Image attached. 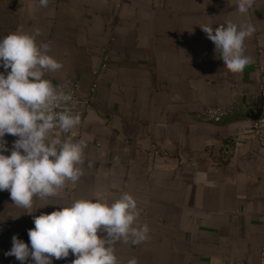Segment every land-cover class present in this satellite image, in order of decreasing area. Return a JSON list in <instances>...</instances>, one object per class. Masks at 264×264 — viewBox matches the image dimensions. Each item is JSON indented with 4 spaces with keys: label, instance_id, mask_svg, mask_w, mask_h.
<instances>
[{
    "label": "crops",
    "instance_id": "crops-1",
    "mask_svg": "<svg viewBox=\"0 0 264 264\" xmlns=\"http://www.w3.org/2000/svg\"><path fill=\"white\" fill-rule=\"evenodd\" d=\"M227 22L256 29L238 74L200 27ZM36 29L62 64L46 78L75 90L84 109L65 135L87 146L82 175L57 196L25 209L0 191V264H20L5 256L12 236L27 244L33 217L52 204L96 193L111 203L123 192L150 231L117 242V264H261L264 138H251V124L263 106L264 0L247 14L235 0H0V38ZM16 138L5 135L9 149Z\"/></svg>",
    "mask_w": 264,
    "mask_h": 264
},
{
    "label": "clouds",
    "instance_id": "clouds-1",
    "mask_svg": "<svg viewBox=\"0 0 264 264\" xmlns=\"http://www.w3.org/2000/svg\"><path fill=\"white\" fill-rule=\"evenodd\" d=\"M48 2L39 0L42 7ZM254 2L235 0V10L247 14ZM200 27L229 72L241 73L251 63L244 41L256 31L252 23ZM38 35V29L16 30L0 38V68L5 70L0 71V191L7 190L13 204L25 209L33 206L34 197H55L68 182L79 179L87 146L85 140L65 135L80 124L81 117L56 110L72 97L46 78L62 64L49 54L47 43H37ZM6 134L17 137L11 149ZM52 205L59 209L33 217L27 244L12 236L5 256H14L20 264L29 257L30 264H52L53 258L63 259L71 252L75 257L71 264H117V242L138 244L148 238L149 226L138 222L137 201L128 192L111 203L96 193ZM127 264L138 261L133 257Z\"/></svg>",
    "mask_w": 264,
    "mask_h": 264
},
{
    "label": "built area",
    "instance_id": "built-area-1",
    "mask_svg": "<svg viewBox=\"0 0 264 264\" xmlns=\"http://www.w3.org/2000/svg\"><path fill=\"white\" fill-rule=\"evenodd\" d=\"M104 57L107 59V54L104 55ZM106 66V64H104ZM65 93H70L72 100L66 104H62L58 106L56 109L57 111H64L65 109H68L69 111L73 113H78L80 117L83 116L84 109L82 106V102L78 99L76 91L75 90H69L64 91ZM263 106L261 110V114L258 118L254 119L251 124V138L257 139V138H264V92H263ZM261 264H264V251H263V257Z\"/></svg>",
    "mask_w": 264,
    "mask_h": 264
}]
</instances>
